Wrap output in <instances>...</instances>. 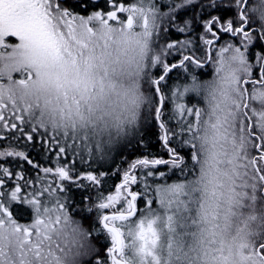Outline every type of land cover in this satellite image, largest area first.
Instances as JSON below:
<instances>
[{
	"label": "snow or ice",
	"instance_id": "6c2138e0",
	"mask_svg": "<svg viewBox=\"0 0 264 264\" xmlns=\"http://www.w3.org/2000/svg\"><path fill=\"white\" fill-rule=\"evenodd\" d=\"M0 161V264H264V0H0Z\"/></svg>",
	"mask_w": 264,
	"mask_h": 264
},
{
	"label": "trees",
	"instance_id": "16d2710c",
	"mask_svg": "<svg viewBox=\"0 0 264 264\" xmlns=\"http://www.w3.org/2000/svg\"><path fill=\"white\" fill-rule=\"evenodd\" d=\"M170 35L173 39H182L183 38L182 34H177L174 30H170ZM197 75L199 76V78L201 80H209L212 78L211 68L209 67L207 72H204L203 74H201L200 72H197ZM182 79H183V77H180L179 79L174 77V80L176 83H180ZM194 102L195 101L193 100V103ZM149 143H150V149L149 150L151 152L163 155V151H162L159 143H157L155 140H152ZM30 155L32 157H35L36 159H39L37 153H32ZM138 155H140V150H137L134 144L129 145L127 150L124 152V156H127L129 159L134 158L135 156H138ZM124 156H117L115 162L120 163V161L124 159ZM165 158H167V157L165 156ZM40 163H44V161H40ZM124 166H126V165L121 164V167H124ZM32 175L35 176L36 173L33 172ZM119 179H120L119 176L114 177L109 183L114 185V183L119 182ZM111 191L114 192V187L111 189ZM106 194H107V191L105 192V195ZM89 195H90V193L88 191L77 190L75 188H72L69 192V196L71 198V203H72V206L74 208L73 216H74V218L80 219L86 228L98 226V220H95L94 216H91V215L86 214V213L81 211L82 198H85ZM138 204H139V207H143L144 206L143 200L141 199L140 201H138ZM82 213H84V215L80 216V214H82ZM94 220H95V224L93 223ZM100 239L105 241L104 247H103V254H104L105 251L107 250V247L110 246V241H108V238L102 232H101Z\"/></svg>",
	"mask_w": 264,
	"mask_h": 264
},
{
	"label": "clouds",
	"instance_id": "9594fccd",
	"mask_svg": "<svg viewBox=\"0 0 264 264\" xmlns=\"http://www.w3.org/2000/svg\"><path fill=\"white\" fill-rule=\"evenodd\" d=\"M81 228L86 230V227L81 221ZM54 240L63 249L59 255L61 256L62 264H85L88 259L86 255H78L81 243H90L82 236H77L72 232L71 228L66 227L64 231H57L54 236Z\"/></svg>",
	"mask_w": 264,
	"mask_h": 264
},
{
	"label": "flooded vegetation",
	"instance_id": "af4514ba",
	"mask_svg": "<svg viewBox=\"0 0 264 264\" xmlns=\"http://www.w3.org/2000/svg\"><path fill=\"white\" fill-rule=\"evenodd\" d=\"M120 2H121V3H124L125 6H128L129 4L135 2V0H120ZM118 15H122V14H118ZM177 34H178V33H177ZM10 42H13V43H14V42H15L14 38H10ZM253 106L258 107V105H255V104H254ZM31 154H32V153H31ZM0 163H5V162L0 161ZM49 166H51V165H49ZM83 215H84V213L80 214V216H83ZM104 255L106 256V251H105Z\"/></svg>",
	"mask_w": 264,
	"mask_h": 264
},
{
	"label": "rangeland",
	"instance_id": "374dc122",
	"mask_svg": "<svg viewBox=\"0 0 264 264\" xmlns=\"http://www.w3.org/2000/svg\"><path fill=\"white\" fill-rule=\"evenodd\" d=\"M155 206V205H154ZM137 216H139V212L137 213Z\"/></svg>",
	"mask_w": 264,
	"mask_h": 264
}]
</instances>
